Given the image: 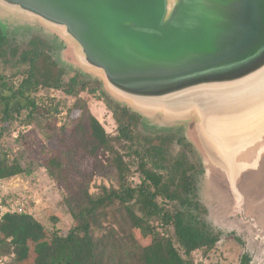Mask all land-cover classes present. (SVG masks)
<instances>
[{"label":"rangeland","instance_id":"rangeland-1","mask_svg":"<svg viewBox=\"0 0 264 264\" xmlns=\"http://www.w3.org/2000/svg\"><path fill=\"white\" fill-rule=\"evenodd\" d=\"M0 25L7 36L22 48L32 39H42L52 49V61L67 72L64 82L79 76L80 81L87 85L86 89L78 87L76 96L62 90L38 87L27 94L36 101L37 108L14 114L13 121L5 124L1 121L6 116L2 96L11 95L19 89L26 77L27 66L19 64L9 53L0 59V152L10 162L18 160L29 172L0 181V220L8 212L29 215L45 228L46 242H49L50 232L65 236L76 225L72 210L80 203L75 196L80 185L88 186L94 196L101 194L104 187L119 188L118 175L109 153H90V148L86 150L83 142V134L79 132L81 124L89 126L90 113L107 134L117 135L118 125L106 105V102H113L140 115L138 133L149 138L167 134L175 137L169 150V166L173 159L183 156L189 166L194 167L190 175L194 177L196 200L201 205L194 214L221 234V241L213 249L193 253L194 263L241 264L243 256L249 255L251 264H264L263 135L255 142L236 148L238 150L231 152V156L224 157L215 152L214 146L211 144V147L205 139L200 131L202 124L198 116L182 117L159 110L141 112L112 92L101 74L77 60L76 48L58 29L7 8L2 0ZM22 100L25 101V98ZM54 149L62 158V177L65 181L52 178L44 167L45 158ZM122 151L126 155L127 152ZM126 161L132 165L129 184L136 186L141 183L139 161L136 157H127ZM230 177L235 182L232 187ZM237 190L241 194L239 197L235 195ZM167 206L172 212L183 209L176 203L167 202ZM123 209L121 205H115L107 211V218L99 220L95 233L97 237H103L113 229L120 237L132 232ZM152 224L183 252L173 226L161 227L160 220H154ZM137 236L143 244L151 242L139 232ZM30 247V257L22 264H32L36 258V246L31 244ZM133 250L129 248L132 253ZM0 264H19L14 248L0 246Z\"/></svg>","mask_w":264,"mask_h":264},{"label":"water","instance_id":"water-1","mask_svg":"<svg viewBox=\"0 0 264 264\" xmlns=\"http://www.w3.org/2000/svg\"><path fill=\"white\" fill-rule=\"evenodd\" d=\"M2 2L58 29L141 112L198 116L224 157L264 136V0Z\"/></svg>","mask_w":264,"mask_h":264},{"label":"trees","instance_id":"trees-1","mask_svg":"<svg viewBox=\"0 0 264 264\" xmlns=\"http://www.w3.org/2000/svg\"><path fill=\"white\" fill-rule=\"evenodd\" d=\"M51 51V47L39 38L32 39L25 48L20 47L0 25V59L9 53L19 64L27 66L26 77L19 89L2 96L6 114L1 119L3 123L10 124L14 114L19 115L25 109L37 108L36 101L27 94L38 87L62 90L73 96L78 94V87L86 89V83L81 82L79 76L64 82L67 72L52 61ZM106 105L118 125L117 135L107 134L90 113L89 126L81 124L79 132L83 134V142L86 150L90 148V153H109L118 175L119 188L104 187L101 194L94 196L88 186L80 185V190L75 193L80 203L72 210L76 225L65 236L50 232L49 242H46L45 228L31 216L8 212L0 220V246L14 248L19 264L29 259L31 244L37 251L32 264H195L193 253L213 249L221 241V234L194 214L201 206L196 200L194 177L190 175L194 167L189 166L183 156L176 157L171 166L168 165L174 136L149 138L142 135L136 131L140 115L118 103L106 102ZM177 142L183 143L182 140ZM122 150L127 152L126 155ZM127 157H136L139 161L141 183L136 186L129 184L132 165L126 161ZM44 167L52 178L65 181L62 158L56 149L45 158ZM27 173L18 160L10 162L0 152V181ZM167 202L176 203L183 209L172 212ZM115 205L124 208L132 232L120 237L113 229L109 234L97 237L99 220L107 218V211ZM154 220H160L164 228L173 226L183 252L170 237L158 231L152 224ZM136 231L151 242L143 244ZM129 248L134 249V253ZM241 264H251V257L244 255Z\"/></svg>","mask_w":264,"mask_h":264},{"label":"bare ground","instance_id":"bare-ground-1","mask_svg":"<svg viewBox=\"0 0 264 264\" xmlns=\"http://www.w3.org/2000/svg\"><path fill=\"white\" fill-rule=\"evenodd\" d=\"M250 178V177H249ZM248 182V181H247ZM239 202V201H238ZM240 203V202H239Z\"/></svg>","mask_w":264,"mask_h":264}]
</instances>
